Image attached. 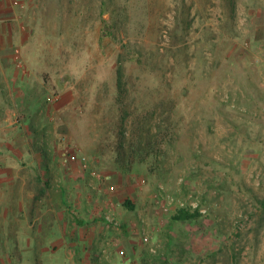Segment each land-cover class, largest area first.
<instances>
[{"label": "rangeland", "instance_id": "1", "mask_svg": "<svg viewBox=\"0 0 264 264\" xmlns=\"http://www.w3.org/2000/svg\"><path fill=\"white\" fill-rule=\"evenodd\" d=\"M0 264H264V0H0Z\"/></svg>", "mask_w": 264, "mask_h": 264}, {"label": "trees", "instance_id": "2", "mask_svg": "<svg viewBox=\"0 0 264 264\" xmlns=\"http://www.w3.org/2000/svg\"><path fill=\"white\" fill-rule=\"evenodd\" d=\"M126 205L130 208H133L132 203L130 202V200L126 201ZM201 214V210L200 207L195 208V210H192V206L188 205L185 207H181V209L179 210V212L174 216L176 219H193L198 217V215Z\"/></svg>", "mask_w": 264, "mask_h": 264}, {"label": "crops", "instance_id": "3", "mask_svg": "<svg viewBox=\"0 0 264 264\" xmlns=\"http://www.w3.org/2000/svg\"><path fill=\"white\" fill-rule=\"evenodd\" d=\"M27 212H29V211H27ZM25 247H26L27 249L29 248V241H27L26 245L23 244V249H24ZM26 248H25V249H26Z\"/></svg>", "mask_w": 264, "mask_h": 264}]
</instances>
